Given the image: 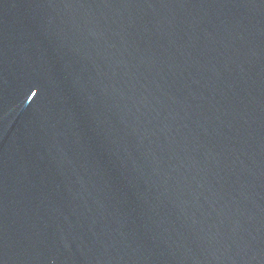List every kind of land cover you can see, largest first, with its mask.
<instances>
[{
  "label": "water",
  "instance_id": "obj_1",
  "mask_svg": "<svg viewBox=\"0 0 264 264\" xmlns=\"http://www.w3.org/2000/svg\"><path fill=\"white\" fill-rule=\"evenodd\" d=\"M0 264H264V0H0Z\"/></svg>",
  "mask_w": 264,
  "mask_h": 264
}]
</instances>
